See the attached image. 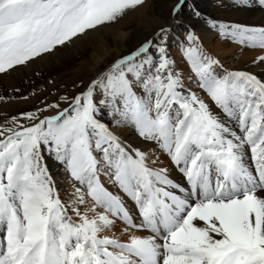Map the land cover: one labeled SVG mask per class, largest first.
Masks as SVG:
<instances>
[{"label":"snow or ice","instance_id":"6c2138e0","mask_svg":"<svg viewBox=\"0 0 264 264\" xmlns=\"http://www.w3.org/2000/svg\"><path fill=\"white\" fill-rule=\"evenodd\" d=\"M143 3L0 0V74ZM186 7L222 39L259 50L252 63L264 65V25L174 0L171 24L73 83L72 93L5 119L0 264H264V75L225 68L177 19ZM173 44L196 90L171 58ZM50 163L71 189L63 197ZM117 222L125 239L113 232Z\"/></svg>","mask_w":264,"mask_h":264},{"label":"bare ground","instance_id":"6f19581e","mask_svg":"<svg viewBox=\"0 0 264 264\" xmlns=\"http://www.w3.org/2000/svg\"><path fill=\"white\" fill-rule=\"evenodd\" d=\"M173 2L174 0H144L141 6L127 12L128 14L126 13L117 22L99 27L94 31H89L81 38L79 37V43L60 46L53 53L34 60L27 67H18L15 71H10L8 75H0V84L3 85L6 92L12 90L23 91L21 90L22 87L29 84L34 77L41 76L54 67H61L64 62L72 61L74 63L81 57L83 59L78 61V67L76 68L78 75L74 80L86 81L97 69L109 63L115 56L127 52L148 36L159 24H171L172 17L169 16V8ZM195 3L201 11L206 12V15L223 20L264 25V7L259 6L255 0H253L252 7L233 6L231 0H195ZM177 19L182 20L184 23L190 22L199 35L203 47L215 58L219 59L222 64H225L226 68L248 70L255 74L264 75V65H253L252 63L255 57L261 54L259 50L241 46L234 42L228 43V41L219 40L213 42L212 39L218 34L207 29L202 22L193 18L187 7ZM182 30V26L175 29L177 34L182 32ZM177 47L179 46L176 44L170 47V56L176 63L179 62L178 66L180 68L178 66L177 68L183 72L185 86L196 90V85L190 83L187 79L188 75H190V67L182 56H178L180 53ZM85 53L86 56H84ZM231 56L234 57L231 58ZM73 91L72 88L71 93ZM32 100H11L4 104L1 103L0 113L13 111L16 107L19 108V106L25 103L28 104ZM123 134L125 139L130 142L139 144L141 147L144 146L135 135L129 132H124ZM162 159L167 163L165 157H162ZM49 167L50 173L56 180L58 188L61 189L63 197L64 190L71 191L65 174L58 166L50 163ZM122 226L121 222H117V227L113 229V232L116 235H120L121 239H125L126 237L121 235Z\"/></svg>","mask_w":264,"mask_h":264},{"label":"rangeland","instance_id":"374dc122","mask_svg":"<svg viewBox=\"0 0 264 264\" xmlns=\"http://www.w3.org/2000/svg\"><path fill=\"white\" fill-rule=\"evenodd\" d=\"M196 3L198 2L196 1ZM202 12L206 15L205 11H202ZM169 16H171L170 13H169ZM82 36H80V38ZM80 38L79 37L75 38L72 43H79ZM218 40L228 41V43L232 42L231 40H228V39L222 40V38L219 35H216L212 39L213 42L218 41ZM68 45L70 44H67L66 46ZM177 49L179 50V53H180V54L178 53L179 55L178 54L177 55L182 56V52L180 51L179 47H177ZM84 56H86V53L84 54ZM232 57L234 56H231V58ZM81 59L83 58L82 57L79 58L74 63L72 61L64 62L61 67H54L53 69L47 70V72H45L43 75L34 77L30 81L29 84H26L25 86L22 87L21 90L23 91L12 90V91L6 92L4 91L3 85L0 84V96L5 97L4 101H0V105L1 103L4 104L11 100H23L24 101V100L33 99L28 104L25 103L24 105L19 106V108L16 107L13 111H10L8 113H4V112L0 113V124H2L5 119H8L13 115H19L21 112L34 110L37 107H41L43 103L45 102H52L56 100L58 98L57 94H64L65 92L71 93L73 83L80 82V80H74V78L78 75L76 68L78 67V63H79L78 61H81ZM178 63L179 62L176 63L177 66H178ZM223 66L225 67V64H223ZM178 68L180 67L178 66ZM15 98H18V99H15Z\"/></svg>","mask_w":264,"mask_h":264}]
</instances>
